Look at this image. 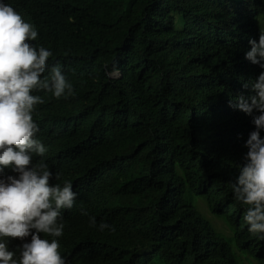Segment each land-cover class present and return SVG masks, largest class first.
<instances>
[{
  "label": "trees",
  "instance_id": "16d2710c",
  "mask_svg": "<svg viewBox=\"0 0 264 264\" xmlns=\"http://www.w3.org/2000/svg\"><path fill=\"white\" fill-rule=\"evenodd\" d=\"M6 2L37 26L33 45L53 51L43 75L59 63L74 87L34 92L48 151L33 164L77 193L63 235L42 238L58 239L68 264H242L235 248L264 264L232 191L255 126L229 103L261 71L244 52L264 31V0Z\"/></svg>",
  "mask_w": 264,
  "mask_h": 264
},
{
  "label": "clouds",
  "instance_id": "9594fccd",
  "mask_svg": "<svg viewBox=\"0 0 264 264\" xmlns=\"http://www.w3.org/2000/svg\"><path fill=\"white\" fill-rule=\"evenodd\" d=\"M18 12L0 0V264H68L58 239L42 238L41 233L63 235L62 210L73 207L77 193L71 181L51 183L54 174L43 160L33 164L34 155L43 157L48 151L36 136L39 125L33 112L44 102L34 92L61 98L73 95L74 87L59 63L43 75L53 51L33 45L37 26ZM248 45L244 57L261 71L243 84L251 93L229 103L250 116L255 128L244 142L245 162L239 165L232 191L247 205L244 220L249 233L264 239V31L258 39L249 38ZM88 219L100 231L114 230L107 222L97 224L94 216ZM12 238L20 241L18 256L9 247Z\"/></svg>",
  "mask_w": 264,
  "mask_h": 264
},
{
  "label": "rangeland",
  "instance_id": "374dc122",
  "mask_svg": "<svg viewBox=\"0 0 264 264\" xmlns=\"http://www.w3.org/2000/svg\"><path fill=\"white\" fill-rule=\"evenodd\" d=\"M27 22H29V21H27ZM198 206H199L200 210L207 216V218H209L211 221H213L215 227L219 231H221V232H223L225 234H231L230 229L228 227V224L224 220L214 216L210 212L206 202L203 199H199ZM235 251H236V254L238 255V257L241 258L242 264H258L255 261L254 257L250 256L249 254H247L245 252H241L237 248H235Z\"/></svg>",
  "mask_w": 264,
  "mask_h": 264
}]
</instances>
